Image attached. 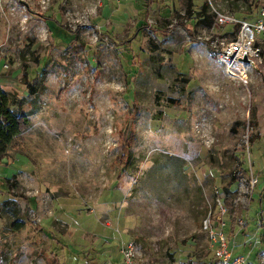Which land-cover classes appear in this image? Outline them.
Here are the masks:
<instances>
[{"label": "rangeland", "instance_id": "374dc122", "mask_svg": "<svg viewBox=\"0 0 264 264\" xmlns=\"http://www.w3.org/2000/svg\"><path fill=\"white\" fill-rule=\"evenodd\" d=\"M210 3L0 0V86L28 115L0 158V264H126L129 243L135 264L215 262L218 200L264 264V100L211 8L254 22L264 0Z\"/></svg>", "mask_w": 264, "mask_h": 264}, {"label": "built area", "instance_id": "2783aa9c", "mask_svg": "<svg viewBox=\"0 0 264 264\" xmlns=\"http://www.w3.org/2000/svg\"><path fill=\"white\" fill-rule=\"evenodd\" d=\"M37 2L38 4H43L45 0H32ZM210 3V0H208ZM211 4V3H210ZM214 13V22L216 26L228 25L232 26L239 25V34L240 39L245 46V52L249 58L257 59L260 58L261 48L259 46L253 45L254 35L262 38V42H264V7H260L258 11L257 18L254 22L241 21L236 19L233 15H229L225 12L216 10L214 7H211ZM258 62V61H257ZM256 182V178L253 179L252 183ZM218 208L219 214L221 216L218 217L216 222V227L211 228L209 218L204 220V227L210 229L209 235L212 244L215 245L214 256L218 260L219 264H246L248 261L249 255H234V247L236 245H232L230 240L227 238V222L224 221L223 216L226 213V208L222 202L218 200ZM239 229L243 228L242 221L239 222ZM241 225V226H240ZM234 238V237H233ZM234 243V242H233ZM123 256L125 258L126 264H135V250L132 243H129L123 249Z\"/></svg>", "mask_w": 264, "mask_h": 264}, {"label": "trees", "instance_id": "16d2710c", "mask_svg": "<svg viewBox=\"0 0 264 264\" xmlns=\"http://www.w3.org/2000/svg\"><path fill=\"white\" fill-rule=\"evenodd\" d=\"M148 1V0H147ZM150 2V0H149ZM206 4L204 5L200 16H203V18L200 20L205 26H211L213 23V19L206 14ZM191 40L195 41L193 36L190 34ZM47 68H44L41 72V76L44 75V72ZM44 77V76H43ZM28 94H35V87L34 85L26 84ZM24 102V99L19 98L15 93L6 91L1 88L0 86V158L4 156L7 153V150L12 145V143L15 140H19L21 134L27 129L28 127V115L24 113L21 110L22 103ZM253 127H255L253 125ZM258 139L257 134H252L250 137V143H255ZM133 144V138L130 137V139L126 142L123 150V155L120 157L119 163H123L127 155V151L129 147ZM239 164L237 166L236 170L241 169L243 173L245 172L243 168L240 167ZM237 174V173H236ZM233 182H238L239 176L234 174L233 175ZM8 182H10V179H8ZM10 184V183H9ZM223 193L225 195V205L230 206V202L228 201L229 196L232 194L230 192L229 188H223ZM262 196V195H261ZM261 200V197H260ZM264 200V199H262ZM10 201H4L3 206L8 205ZM262 212V210L259 212V214ZM233 225V224H232ZM14 227L19 228L21 227V224L19 222H16L14 224ZM228 227V226H227ZM239 229V227H238ZM235 226H231L228 229V233H232L234 237L238 236L239 234H243L244 232L239 231ZM236 235V236H235ZM235 251V250H234ZM218 263V260L215 258V262L209 261L206 264H214Z\"/></svg>", "mask_w": 264, "mask_h": 264}, {"label": "water", "instance_id": "95a60500", "mask_svg": "<svg viewBox=\"0 0 264 264\" xmlns=\"http://www.w3.org/2000/svg\"><path fill=\"white\" fill-rule=\"evenodd\" d=\"M231 63L235 65L242 64L252 71L259 81L261 98L264 100V69H262L259 63L256 60L249 58L245 52L241 51L236 52L231 57Z\"/></svg>", "mask_w": 264, "mask_h": 264}, {"label": "bare ground", "instance_id": "6f19581e", "mask_svg": "<svg viewBox=\"0 0 264 264\" xmlns=\"http://www.w3.org/2000/svg\"><path fill=\"white\" fill-rule=\"evenodd\" d=\"M230 48H229V52L227 53L228 56L232 57L236 52L238 51H245V46H244V43L241 41V40H238V41H233L231 43H229L228 45Z\"/></svg>", "mask_w": 264, "mask_h": 264}]
</instances>
